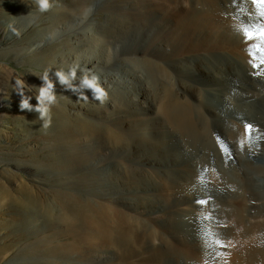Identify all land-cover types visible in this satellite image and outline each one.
<instances>
[{
  "label": "bare ground",
  "instance_id": "6f19581e",
  "mask_svg": "<svg viewBox=\"0 0 264 264\" xmlns=\"http://www.w3.org/2000/svg\"><path fill=\"white\" fill-rule=\"evenodd\" d=\"M102 2L92 8L107 10ZM172 6L188 8L189 19L170 39L162 33L161 44L172 43L176 85L163 99L162 119L142 115L140 102L130 101L123 115L105 121L98 113L104 124L83 121L76 130L66 165L74 176L89 170L85 180L80 175L89 194L112 197L126 210L89 204L72 237L85 233L107 247L108 255L101 250L85 264H155L134 258L156 251H165L160 264H194L199 248L211 261L230 253L238 262L264 264V53L243 32L264 20L252 0H129L122 12L109 10L100 28L142 37L156 25L169 27L164 15ZM184 36L190 41L183 51ZM154 165L161 169L147 168ZM198 196L202 203L191 204ZM170 237L187 241L188 254L167 255Z\"/></svg>",
  "mask_w": 264,
  "mask_h": 264
},
{
  "label": "rangeland",
  "instance_id": "374dc122",
  "mask_svg": "<svg viewBox=\"0 0 264 264\" xmlns=\"http://www.w3.org/2000/svg\"><path fill=\"white\" fill-rule=\"evenodd\" d=\"M127 1L103 0L107 7L104 11L92 8L94 0H52L54 7L41 13L36 0H0V264H85L88 259L102 256L101 250L108 255L107 247H100L85 233L81 240L72 237L73 227L84 225L83 208L89 204L126 210L112 197L91 196L83 183L89 170L75 171L74 176L66 165L71 147L77 142L76 130L83 121L104 124L97 121L98 113L105 121L123 115L130 101L140 102L146 110L142 115L162 119L163 99L176 87L169 67L172 43L166 40L162 45V33L165 31L170 39L176 24L189 19L188 8L172 6L164 15L169 27L156 25L142 37L121 38L100 28L109 10L113 14L122 12ZM160 7L161 11L166 8L163 4ZM88 17L96 20L94 25L88 24ZM184 38L183 51L190 41L189 36ZM70 69H76V80L68 87L78 91H65L57 82V103L51 108L50 127H42L38 112L20 110V96L14 90L17 80L36 86L25 88L36 105L37 87L43 83L40 77L47 75L55 82L56 71L67 73ZM92 74L99 76L108 94L103 103L92 99L90 91L86 92L87 98L78 99L85 91L80 87L81 79ZM215 89L209 88L211 97L216 95ZM157 166L147 168L161 169ZM202 190L208 193L206 188ZM210 193L222 198L221 192ZM202 201L198 196L190 203ZM169 241L167 255L188 254L187 241L177 237ZM198 250L194 264H245L230 253L211 261L204 249ZM160 252L134 259L160 264L165 251Z\"/></svg>",
  "mask_w": 264,
  "mask_h": 264
},
{
  "label": "clouds",
  "instance_id": "9594fccd",
  "mask_svg": "<svg viewBox=\"0 0 264 264\" xmlns=\"http://www.w3.org/2000/svg\"><path fill=\"white\" fill-rule=\"evenodd\" d=\"M37 7L41 13L50 11L54 4L52 0H36ZM76 69H70L67 73L63 70H58L54 73L56 80L53 82L46 76L40 77L42 85L37 87L39 94L35 99L37 104L33 105L31 100L33 97L27 96L25 88H32L36 86H29L24 80H17L14 86V90L20 96L19 108L21 111H36L39 113V119L43 121L42 127L47 128L51 126V108L57 103V93L55 91L57 82L65 89V91H72L74 94L78 91L75 87H68L76 80ZM80 87L85 91L78 96L80 98H87L86 92L90 91L92 99H96L103 103L107 99V92L100 85V78L96 74L85 76L80 81Z\"/></svg>",
  "mask_w": 264,
  "mask_h": 264
},
{
  "label": "snow or ice",
  "instance_id": "6c2138e0",
  "mask_svg": "<svg viewBox=\"0 0 264 264\" xmlns=\"http://www.w3.org/2000/svg\"><path fill=\"white\" fill-rule=\"evenodd\" d=\"M252 2L256 5L259 16L264 20V0H252ZM243 32L247 39H258L260 44L257 46V50L264 53V23H260L251 28H244ZM260 63L264 64V55L260 57ZM250 129L251 125H248L247 130Z\"/></svg>",
  "mask_w": 264,
  "mask_h": 264
}]
</instances>
